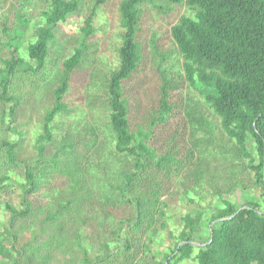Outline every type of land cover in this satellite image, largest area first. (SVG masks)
I'll list each match as a JSON object with an SVG mask.
<instances>
[{"label": "trees", "instance_id": "16d2710c", "mask_svg": "<svg viewBox=\"0 0 264 264\" xmlns=\"http://www.w3.org/2000/svg\"><path fill=\"white\" fill-rule=\"evenodd\" d=\"M28 1L14 7L15 27H9L7 13L0 19V195L11 193L13 184L20 192L18 204H4L11 216L8 230L0 235V263L264 264V211L246 196L259 187L264 205V0H120L123 31L117 64L108 71L107 122L92 131L105 137L99 143L86 135L72 137L69 131L57 136L55 120L67 111L70 76L87 56L96 11L107 0H41L42 24L33 25V38L20 53L31 25L23 16ZM84 1L78 45L53 73L54 30ZM157 2L184 5L191 15L181 16L170 28L178 58L152 39L158 104L133 129L123 83L143 69L137 41L141 10L146 4L157 7ZM10 33L15 35L4 41ZM171 59L170 70L164 65ZM185 85L202 95L220 118L233 142L224 153L235 157L242 177L229 175L225 189L214 191L219 205L207 221L212 226L206 237L199 231L204 215L199 209L182 217L180 232L170 235L172 247L157 252L151 247L165 242L166 197L177 178L192 177L198 188L184 193L195 201L205 180L206 144L212 141L214 127L197 103L186 95L172 101ZM42 86L53 101L42 115L32 154L26 156L18 116L25 90ZM176 118L182 121L174 127ZM13 135L20 137L14 140ZM106 144L112 147L105 151ZM19 175L23 182L17 181ZM44 188L50 192L45 202L37 198ZM23 230L30 231L29 239H21Z\"/></svg>", "mask_w": 264, "mask_h": 264}, {"label": "rangeland", "instance_id": "374dc122", "mask_svg": "<svg viewBox=\"0 0 264 264\" xmlns=\"http://www.w3.org/2000/svg\"><path fill=\"white\" fill-rule=\"evenodd\" d=\"M18 1L22 0H0V19L7 13V19L10 22L9 27L12 25L13 27L16 26L13 9L16 7ZM119 1L120 0H107V2L101 5L96 11L93 21L95 32L89 40L90 49L87 51V56L83 60L80 68L70 76L69 89L64 96V103L67 105V111L55 120V125L58 126V130H55L57 136H59L61 132L69 131L72 137L79 136L78 134H80V136L86 135L90 140L94 138L98 143L101 141L104 142L105 140V137L102 135L96 137V135H94L95 133L92 131H95L94 128L98 126L103 127V124L107 122L105 103L107 98L108 71L117 64L118 58L116 48L121 43V33L123 31L118 15ZM84 4L85 1L82 3L78 12L70 15L65 23L58 24L54 30L55 37L50 47L49 60L50 69L53 73L58 71L63 59L71 55L73 49L78 45L79 28L86 10ZM157 5L158 6L155 7L154 5L146 4L141 10L142 15L139 23V30L137 32V41L141 45V54L144 57L143 69L138 70L130 80L123 83V93L124 97L127 98L130 109L129 119L133 129H136L138 125L146 122L147 114L158 104L157 86L159 79L154 73L155 66L153 65L151 54L152 39L156 40L161 51L173 53L172 59L178 58V54L175 53L176 51L174 52L170 28L178 22L181 16L191 15L184 5H169L165 2H157ZM43 8L44 4L41 3V0H29L23 9L25 13L23 16L31 22V25H28L24 33V37L20 44V53H25L27 41L33 38V25L42 24L43 18L41 16V11ZM15 20L18 21V19ZM0 30H2V27H0ZM14 35V33H10L4 41L8 40L9 37L12 38ZM12 44L14 45L15 43ZM172 59L168 60L164 65L170 68V70L174 65ZM179 66L181 67V64H179ZM53 73L51 77H53ZM56 82L55 79V83ZM44 88L45 86L37 88L35 92L27 88L25 90L27 91V97L19 112L18 124L19 130L23 133L21 140L26 156L32 154V142L35 134L41 127L42 115L53 101L51 95ZM188 89L189 88L185 85L182 91L173 93L172 101H179L180 98L184 99L185 95L188 96V99L197 103L206 121L211 123L214 127L211 136L212 141L206 144L208 157L203 163L204 171H206L205 180L202 181V185L195 193V201L190 202L188 196H186L184 192H193L198 188L195 187L196 182H194L192 177L189 178L188 181L184 180L182 177L176 179L177 184L174 185L171 195L166 197L167 207L165 221L167 227L164 234L160 231L165 242L163 244L155 242L151 247L153 251L157 252L172 247L171 244L174 242V239L170 237V235H178L183 226L182 217L186 214L194 213L199 209L204 212L201 220L202 226L199 231L206 237L210 227L207 221L216 210V205H219L214 191L225 189L229 175H236V177H238L240 174V167H237L239 163H237L235 157L224 153L233 142L228 139L225 132L221 129L220 118L215 114L214 110L202 95L194 90L188 91ZM173 120L175 119L172 118V122H174ZM181 121V119L176 118L174 127H177ZM200 135L203 139L208 140L210 138H206L203 134ZM12 137L16 140L20 136L13 135ZM249 139L250 137L247 138L248 149L252 155H255L256 150ZM110 147H112L110 144H106L105 151ZM182 147L183 143L181 148ZM105 151H102V157L105 156ZM196 161L195 159L192 162L196 164ZM21 173H23V170H21ZM241 177L242 175L239 176L238 179H241ZM17 178L18 182L24 181L21 175L17 176ZM19 195V188L15 184H13L11 193L0 195V235L3 233L5 234L6 230H8L9 217L11 216L4 208V204L6 202L12 205L18 204ZM47 196H50V192L47 188L46 190L45 188L41 189L37 194V198L44 202ZM246 196H249L253 202H258L261 205V211H264L259 187H254ZM230 200L234 201V197L230 196ZM29 238L30 231L23 230L21 232V239L26 240ZM194 245L196 248L199 247L197 243ZM71 247L74 248L73 245H71ZM53 255L55 257V254ZM4 262L5 259L0 264ZM7 262L10 263L9 261H6V263ZM181 264H195V262L186 261Z\"/></svg>", "mask_w": 264, "mask_h": 264}, {"label": "water", "instance_id": "95a60500", "mask_svg": "<svg viewBox=\"0 0 264 264\" xmlns=\"http://www.w3.org/2000/svg\"><path fill=\"white\" fill-rule=\"evenodd\" d=\"M212 226V224L210 225V227Z\"/></svg>", "mask_w": 264, "mask_h": 264}]
</instances>
